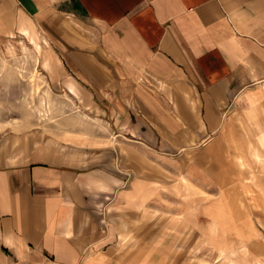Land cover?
Instances as JSON below:
<instances>
[{
    "label": "crops",
    "instance_id": "1",
    "mask_svg": "<svg viewBox=\"0 0 264 264\" xmlns=\"http://www.w3.org/2000/svg\"><path fill=\"white\" fill-rule=\"evenodd\" d=\"M0 37L84 123L0 129V264H264V0H0Z\"/></svg>",
    "mask_w": 264,
    "mask_h": 264
},
{
    "label": "rangeland",
    "instance_id": "2",
    "mask_svg": "<svg viewBox=\"0 0 264 264\" xmlns=\"http://www.w3.org/2000/svg\"><path fill=\"white\" fill-rule=\"evenodd\" d=\"M75 112L71 99L52 86L43 72L35 45L21 38L0 37V129L36 125L60 131L76 125L84 129L83 122L71 121ZM254 206L262 209L264 202ZM207 260L206 264H221L215 258Z\"/></svg>",
    "mask_w": 264,
    "mask_h": 264
}]
</instances>
